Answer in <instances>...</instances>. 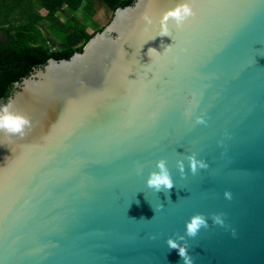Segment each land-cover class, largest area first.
<instances>
[{
  "label": "water",
  "instance_id": "95a60500",
  "mask_svg": "<svg viewBox=\"0 0 264 264\" xmlns=\"http://www.w3.org/2000/svg\"><path fill=\"white\" fill-rule=\"evenodd\" d=\"M178 2L119 7L15 83L31 128L0 132V264H184L180 247L191 264H264V0H189L161 36ZM160 160L170 189L146 183Z\"/></svg>",
  "mask_w": 264,
  "mask_h": 264
},
{
  "label": "trees",
  "instance_id": "16d2710c",
  "mask_svg": "<svg viewBox=\"0 0 264 264\" xmlns=\"http://www.w3.org/2000/svg\"><path fill=\"white\" fill-rule=\"evenodd\" d=\"M114 14L135 0H100ZM84 0H0V102L7 101L14 85L50 58L69 59L81 52L96 33H90L76 12ZM40 9L47 13L42 15ZM67 17L61 22L60 15ZM46 21L47 35L40 23ZM100 28L98 31L102 30ZM97 31V32H98ZM56 45V46H55Z\"/></svg>",
  "mask_w": 264,
  "mask_h": 264
},
{
  "label": "clouds",
  "instance_id": "9594fccd",
  "mask_svg": "<svg viewBox=\"0 0 264 264\" xmlns=\"http://www.w3.org/2000/svg\"><path fill=\"white\" fill-rule=\"evenodd\" d=\"M192 15L193 9L189 0H179V2L172 8L165 10L161 15L160 35H168V22L170 19L179 27ZM144 19L151 23V19L147 13H145ZM154 51L156 50L152 47L147 49L148 60L150 59V54ZM185 111H187V109H185ZM197 122L202 123L203 120L200 117H197ZM30 128L31 121L29 117L22 112L14 111L12 109L11 100L0 102V132L9 136L23 137ZM189 160L193 172H195L197 166L200 168L207 167L203 161H197L193 157H190ZM180 167L182 170L183 166L180 165ZM157 168L159 171H153L149 174L146 181L147 185L156 189H160L161 186L170 189L172 187V180L163 160L157 161ZM225 196L226 198H230V194L227 192L225 193ZM217 220H219L218 217ZM202 225L206 226L203 218L200 216H194L190 222L187 223V233L190 236H195L198 228ZM168 244L171 248H177V245L171 239H169ZM178 255L183 258L184 264H191L183 247L178 248Z\"/></svg>",
  "mask_w": 264,
  "mask_h": 264
},
{
  "label": "rangeland",
  "instance_id": "374dc122",
  "mask_svg": "<svg viewBox=\"0 0 264 264\" xmlns=\"http://www.w3.org/2000/svg\"><path fill=\"white\" fill-rule=\"evenodd\" d=\"M40 13L45 15L47 11L45 9H40ZM5 14L6 11L0 8V16L3 17ZM59 15L61 22L67 20L68 16L64 14ZM76 17L78 20H82L85 23L88 32L95 33L100 28H104L111 21L113 12L107 6L102 4L100 0H84L82 10L76 12ZM47 24L46 21L40 23L45 35H47L45 30Z\"/></svg>",
  "mask_w": 264,
  "mask_h": 264
}]
</instances>
